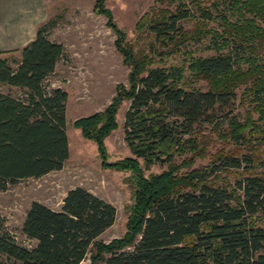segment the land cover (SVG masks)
Wrapping results in <instances>:
<instances>
[{"label": "trees", "instance_id": "trees-1", "mask_svg": "<svg viewBox=\"0 0 264 264\" xmlns=\"http://www.w3.org/2000/svg\"><path fill=\"white\" fill-rule=\"evenodd\" d=\"M105 2L94 0L91 10L104 14L115 36L126 83L116 82L109 103L72 125L92 140L102 167L127 172L125 228L101 240L114 206L85 187H70L58 209L34 200L26 208L21 232L33 245L0 234V264H81L85 258V264H264V154L255 150L264 143V0H154L135 20L131 39ZM55 23L46 17L31 41L0 50V84L22 90L20 96L0 91V189L60 169L69 154L67 91L45 84L65 52L48 37ZM204 38L202 49L211 52L185 48ZM172 51L182 60L164 66L160 60ZM239 88V103L249 106L242 114L233 113ZM125 100L131 153L109 161L106 137ZM203 123L221 140L246 144V151L219 148L209 162L191 166L208 154ZM153 163L165 167L144 172ZM224 170L233 172V182L218 181Z\"/></svg>", "mask_w": 264, "mask_h": 264}, {"label": "rangeland", "instance_id": "rangeland-1", "mask_svg": "<svg viewBox=\"0 0 264 264\" xmlns=\"http://www.w3.org/2000/svg\"><path fill=\"white\" fill-rule=\"evenodd\" d=\"M44 8L41 2V16L46 18L54 16L56 23L48 31V37L55 41H61L64 46V54L57 60L53 71L48 75L45 84L65 89L67 92L64 113L65 133L68 138L69 154L60 169L49 170L35 177H24L11 184L8 183L4 189H0V234L6 232L19 244L29 247L36 240L26 238L21 232V223L25 211L31 201L41 202L49 208L58 209L62 205V198L70 187L77 185L85 187L90 192L101 197L114 206L116 214L113 223L105 228L98 237L106 241L114 236L120 235L125 228V203L131 200L130 187L123 183L126 171L109 169L101 166L97 156L95 145L90 139H84L79 133V128L72 125V121L81 115L101 109L109 103L110 97L115 90L116 82L126 83L127 67L121 61L117 49L114 47L115 38L110 27L105 24L104 14L92 12L94 0H46ZM37 0H31L30 6L25 4L24 10L35 7ZM154 0H106L105 5L112 11L113 20L117 26L126 30V35L131 39L134 33V22L140 14ZM184 26H189V20H182ZM206 40L190 42L185 45L187 49H193L194 53L211 52L202 47L206 46ZM18 54V52L16 53ZM157 59V57H156ZM182 60L180 54L172 51L163 60L164 66L171 63H179ZM161 63V62H160ZM203 83V82H199ZM0 91L14 96H20L22 90L14 86L0 84ZM240 88L237 91V98L234 100V112L243 113L249 106L246 102L239 103ZM125 100L117 108V127L112 129L106 137L105 146L108 150V159L124 157L131 153L124 136V114L128 106ZM169 119H171L169 117ZM219 124L225 126L220 117ZM202 131L210 136L211 143L207 145L208 154L199 156L191 166H199L209 162L211 155L216 149L230 150L232 153L246 151V144H234L230 139H223L210 131L207 123L201 124ZM256 152L264 154V143H256ZM177 162L180 157H174ZM165 163H153L144 172L161 171ZM240 171L244 172L242 168ZM218 181L225 184V181L233 182V172L228 170L220 172ZM5 259L0 254V261ZM81 264L88 262L87 258ZM97 264H105L100 262Z\"/></svg>", "mask_w": 264, "mask_h": 264}, {"label": "crops", "instance_id": "crops-1", "mask_svg": "<svg viewBox=\"0 0 264 264\" xmlns=\"http://www.w3.org/2000/svg\"><path fill=\"white\" fill-rule=\"evenodd\" d=\"M42 1L45 8L47 1L37 0L35 7L24 10L31 0H0V50L19 48L31 41L35 25L45 19L38 18L42 15Z\"/></svg>", "mask_w": 264, "mask_h": 264}]
</instances>
